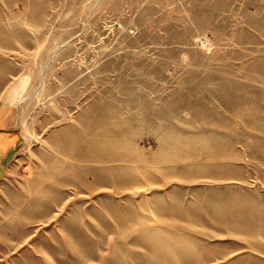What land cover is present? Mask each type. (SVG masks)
I'll return each mask as SVG.
<instances>
[{
  "label": "rangeland",
  "instance_id": "374dc122",
  "mask_svg": "<svg viewBox=\"0 0 264 264\" xmlns=\"http://www.w3.org/2000/svg\"><path fill=\"white\" fill-rule=\"evenodd\" d=\"M0 117V264H264V0H0Z\"/></svg>",
  "mask_w": 264,
  "mask_h": 264
},
{
  "label": "crops",
  "instance_id": "0c3cea01",
  "mask_svg": "<svg viewBox=\"0 0 264 264\" xmlns=\"http://www.w3.org/2000/svg\"><path fill=\"white\" fill-rule=\"evenodd\" d=\"M3 123H4V119L0 117V126H2ZM18 141H19V136L15 133H10V134L6 132L0 133V144L1 143L6 144V153L12 151V149H14L17 146ZM6 153L2 154V156L5 155Z\"/></svg>",
  "mask_w": 264,
  "mask_h": 264
}]
</instances>
